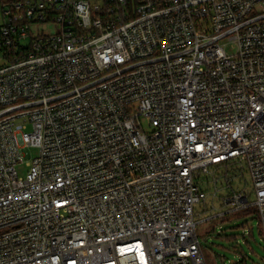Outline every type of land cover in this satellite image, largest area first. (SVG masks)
<instances>
[{"label":"built area","instance_id":"1","mask_svg":"<svg viewBox=\"0 0 264 264\" xmlns=\"http://www.w3.org/2000/svg\"><path fill=\"white\" fill-rule=\"evenodd\" d=\"M0 9V264H208L196 204L238 162L225 212L264 233V0Z\"/></svg>","mask_w":264,"mask_h":264},{"label":"rangeland","instance_id":"2","mask_svg":"<svg viewBox=\"0 0 264 264\" xmlns=\"http://www.w3.org/2000/svg\"><path fill=\"white\" fill-rule=\"evenodd\" d=\"M227 50L232 52L229 46ZM31 151L32 157L39 154V148L33 147ZM28 160L31 159L25 161ZM242 166L238 162V169L230 166L229 171L235 174ZM17 169L21 175L28 171L25 163L18 164ZM243 170L244 177L236 174L229 185L225 174L219 171L215 176L216 182L213 180L209 184L206 201L196 204V218L202 219L198 233L208 264H264V233L257 215L249 210L225 212L227 207L223 199L231 190H253L250 175L245 168Z\"/></svg>","mask_w":264,"mask_h":264},{"label":"trees","instance_id":"3","mask_svg":"<svg viewBox=\"0 0 264 264\" xmlns=\"http://www.w3.org/2000/svg\"><path fill=\"white\" fill-rule=\"evenodd\" d=\"M230 166H232V165H223V166H220V167H217V168H218L219 171H222V173L225 174L226 172L230 173V171H229V167H230ZM232 168H234V167L232 166ZM235 172H236V170H235ZM230 174H231V173H230ZM236 174L240 175L241 177H242V176L244 177V170H243V169H240L239 172L237 171L235 174H231V175H232L233 178H234V176H236ZM233 178H232V179H233ZM232 179H231V180H232ZM230 182H231V181H230ZM231 191H234V190H231ZM243 210H249V212L256 214V210H255L254 207H248V208L243 209ZM240 211H241V210H240Z\"/></svg>","mask_w":264,"mask_h":264}]
</instances>
